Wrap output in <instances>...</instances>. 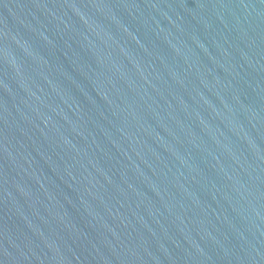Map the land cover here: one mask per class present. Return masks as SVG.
Here are the masks:
<instances>
[{
    "label": "water",
    "instance_id": "1",
    "mask_svg": "<svg viewBox=\"0 0 264 264\" xmlns=\"http://www.w3.org/2000/svg\"><path fill=\"white\" fill-rule=\"evenodd\" d=\"M0 264H264V0H0Z\"/></svg>",
    "mask_w": 264,
    "mask_h": 264
}]
</instances>
